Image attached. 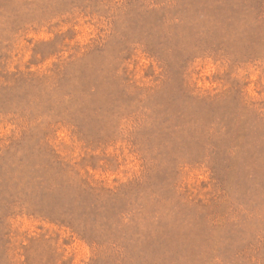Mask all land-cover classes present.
I'll return each mask as SVG.
<instances>
[{"label": "rangeland", "instance_id": "374dc122", "mask_svg": "<svg viewBox=\"0 0 264 264\" xmlns=\"http://www.w3.org/2000/svg\"><path fill=\"white\" fill-rule=\"evenodd\" d=\"M0 264H264V0H0Z\"/></svg>", "mask_w": 264, "mask_h": 264}]
</instances>
